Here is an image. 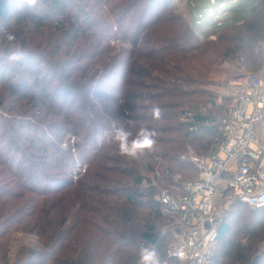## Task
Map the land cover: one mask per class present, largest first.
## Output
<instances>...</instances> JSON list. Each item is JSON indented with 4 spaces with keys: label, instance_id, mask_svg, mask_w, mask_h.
Wrapping results in <instances>:
<instances>
[{
    "label": "trees",
    "instance_id": "16d2710c",
    "mask_svg": "<svg viewBox=\"0 0 264 264\" xmlns=\"http://www.w3.org/2000/svg\"><path fill=\"white\" fill-rule=\"evenodd\" d=\"M197 1L201 8L196 7L194 13L200 21L202 17L207 18V9L205 0ZM162 2L169 0H37L33 6H29L27 0H0V95L8 92L20 103L62 112L64 105L71 101L72 92L66 84L73 85L71 72L79 69L77 60L84 58L87 61L107 54L110 45H104L109 42V31L116 25L123 28L128 21V28H131L136 16L133 11L139 3H145L136 25L140 28L147 10ZM207 5L210 6L208 12L214 9L210 2ZM228 12L227 19L214 27L219 32L215 41L199 46L189 36L191 29H187L186 36H181L180 41L171 44L169 49L159 45L165 43L164 38L147 39L141 45L135 40L127 61L113 63L114 69L110 72H114L115 77L119 76V69L127 65L129 88L137 87L138 82L131 77H138L140 62H144L149 70L161 69L167 75L160 81L164 86H157L156 92L149 97V101L159 102L154 105L161 109L160 119H152L151 111L136 115L134 113L139 109L129 104V115L123 118L126 128L128 121L135 122L134 133L140 127L156 131L157 142L152 151L132 159L121 156L117 147L108 142L107 150L111 154H95L92 160H85L83 148L79 152L80 160L88 163L89 168L82 179L74 182L72 170L76 162L73 155L55 147L54 153L60 154L58 162L64 164V173L68 176L59 181L42 172V166L37 165L36 160H39L41 165L55 168L40 158L49 151L44 147L47 144L44 136L28 138L27 143L34 146L30 158L10 138H16L20 134L18 131L29 127L22 121L27 117L26 112H22L20 121L14 117L8 122L9 137L0 136V140L5 137L0 141V147L7 140L5 154L0 152L3 169L0 172V264H10L9 234L18 227L39 237L43 247L28 264H135L139 245L143 242L137 239L138 236H145L156 244L163 264H178L174 259H168L165 240L160 237V228L168 218L162 213L157 197L161 189L184 184L175 182V176L188 172L194 177L188 181L198 178L195 168L182 162L180 157L187 145L197 150L204 147L208 152L199 153L201 156L213 152L223 141L224 121L232 109L231 98H223V105H217L210 101L208 91L198 87L208 82L212 67L220 59L242 60L250 65L253 73L262 65L259 42L264 39L263 3L244 0ZM246 19L249 20L241 28L235 26ZM128 28L125 30L129 38ZM8 34L16 37L14 44L23 57L19 62L8 59ZM138 46L141 47L139 51ZM167 59H173L175 74H165L162 69L168 65ZM109 61L103 63V69H110ZM118 91L125 97L122 89ZM130 91L127 90V103L133 101ZM92 93L102 101L120 102L109 92L95 90ZM86 108L97 111L98 105L89 103ZM103 109L108 120L95 116L93 128L86 134L91 140H97L98 134L105 133L106 124L112 121L120 124L124 116L123 112L114 114L109 106L105 105ZM141 121L159 124L145 126L138 124ZM173 121L174 125L162 124ZM87 123H91V117L86 114L84 125ZM0 129L5 127L0 125ZM12 150L15 155H21L18 163L7 157ZM26 164H29L28 168ZM141 171H146L147 175L143 176ZM2 175L9 177L2 178ZM223 193L230 194L226 190ZM231 208L226 210L225 221L218 233V248L209 264H263L264 238L253 225L264 218V208L251 209L239 202L232 203ZM230 216L237 217L232 226L235 224L239 229L232 230ZM230 234L235 235L233 240L229 238ZM238 237L241 238L236 243ZM58 253L60 255L56 256Z\"/></svg>",
    "mask_w": 264,
    "mask_h": 264
},
{
    "label": "rangeland",
    "instance_id": "374dc122",
    "mask_svg": "<svg viewBox=\"0 0 264 264\" xmlns=\"http://www.w3.org/2000/svg\"><path fill=\"white\" fill-rule=\"evenodd\" d=\"M236 1H238V3ZM259 1L263 3L264 8V0ZM130 2L133 3V1ZM130 2L128 3V5H130ZM208 2H210L211 6L214 8L209 12L208 9L210 6L207 5ZM223 2H227L226 5L222 4ZM242 2H244V0H205L204 6L207 9V18L202 17L200 21H197L194 9H196V7L198 6L201 8V4L197 0H169V2L167 3H160L158 7H153L152 9H150V11L148 9L145 18L141 20L143 21V23L140 25V28L136 25L138 23L140 15L142 14L145 3H139V5L133 11V13H136V16L134 18L135 23L131 28H128V21L127 23H125L123 28L120 29L118 25H116L109 31L111 32L109 42L104 45V47L110 45V49L107 51V54H102L99 57H95L87 61L84 60V58L80 61L77 60L76 66L79 67V69L71 72V82H73V85L66 84L68 85L67 89L69 88V90L72 92V95L69 97L71 98V101L64 105L65 108L62 110V112H58L51 107L46 106L41 109H37V107H33V104L30 105L26 103H20L21 101H17L16 99L10 97L8 92L1 94L0 125L5 127V129H0V136L3 134V136L5 135L6 138L9 137L8 135L10 134V131L9 127L7 126L8 122L14 117L15 119H17V121H20L18 120L20 115H22V112H26L27 117L23 118L22 121H25V124H28L29 127H25L24 129H22V131H18L20 134H18L16 138H10L12 140H15V142L19 144V146H21V150L25 152V156H27V158H30L28 156L29 154H31V152L34 151V146H31L30 143H27L28 138L44 136L47 143L46 145H44V147H48L49 151L46 150L44 156L40 158H42V162L47 161L48 164L55 166V168L45 167L41 165L42 163H40L39 160H36V162H38L37 165H39V167L42 166L40 168L42 172H44L45 174H49L52 177H57L59 181L68 178V176L64 173V164L58 162L60 154L57 155L54 153L55 147H59L58 149L64 152H70L73 155L76 164L84 163L80 160L79 156V152L83 148H85V160H92L95 154H100V156H103V154H111V152L107 150V144L109 142L107 136H105V140L103 143L98 144L97 140H91L88 138V135H86L93 128L91 127V125L93 124L95 116H99L108 120L107 116L104 114L105 110L103 108L105 105L109 106V110L114 114H117V112L124 113V116L121 115L123 117H121V120L119 121L120 124L123 125V118H127V116L129 115L127 104L139 109L134 114L142 115L147 111L148 114H150L149 109H151L152 105L159 103L158 101H149V97L154 92H156L157 86H159V88L164 86V84L160 81H163L167 75H164L163 72L160 71L161 69L149 70L147 69V65L144 62H140L138 64V77H131V80H135L138 82L136 88H129L127 86V65L122 66L119 69L120 73L117 77L112 75V73L114 72H110V70L114 69L113 63L119 64L121 63L120 61H127V56L131 55L133 51V42H135V40H138L139 45H141L142 41L144 40H153L155 37H159L160 39L164 38L165 40V43L159 44L161 48L169 49L171 44L176 45L180 41L181 36H186L188 31L187 29H191L189 36L193 39L194 43L199 46L204 45L205 43L210 41H215L219 32L214 27L218 26L219 23L227 19L229 13L228 9L237 6ZM248 20L249 19L238 22L235 24V26L241 28ZM195 24H198L196 25L197 27L194 26ZM125 28H128L129 38L127 36V31L125 30ZM261 42L262 41L259 42V47H261ZM140 48L141 47L138 46L137 50L139 51ZM134 54H137V52L135 51ZM129 58L132 57L130 56ZM98 60L100 61L98 62ZM108 61L111 63V66L110 69L105 70L103 69V63L105 62L106 64ZM167 62L169 66L165 65L162 68L165 74H175L176 67L173 59H167ZM81 69H85V71L82 72ZM253 72L254 71L250 69V65L243 62L242 60L220 59L216 63V65L212 67V72L209 75L208 82L204 86H199L198 88L209 92V94L211 95V102L213 101L217 105H223V98H226L225 94H227V87L233 82L238 81L240 80V78L246 77ZM106 74H110L109 77H105ZM146 74H149L150 77H144ZM50 88L53 89V84L50 85ZM67 89H65L66 92ZM119 89H122L125 92V97L118 94L120 93V91L116 92ZM93 90L104 93L109 92L115 95L117 97V100L119 99L120 102L112 103L107 102V100L102 101L92 93L94 92ZM127 90H131L130 92L133 98V101H131L130 103H127ZM89 103L97 104L98 110L94 111L92 109H87L86 107H88ZM86 114L90 115L91 123H87V125H84ZM182 120L184 122V119ZM116 124H118L117 121H112L106 124L107 127L105 128L104 134L109 132L111 128ZM138 124L145 126H155L159 123L141 121ZM162 124L174 125V121L173 123L171 122ZM167 136L171 137L175 135ZM5 137H2V139H4ZM2 139L0 141H3ZM216 142L217 140L214 141V143ZM6 144L7 140H4L0 147V152L2 154H5V151L7 150ZM187 146L193 147L190 145ZM186 147L185 151L187 150ZM195 150L197 154L208 152L204 147H199L198 150ZM12 154L15 155L13 150ZM12 154L7 156L9 161L15 159V162L18 163V161L21 160V155L14 156ZM26 166L28 168L29 164H26ZM2 170V167H0V172ZM141 174L143 176L147 175L146 171H141ZM8 177V175H2V178ZM193 178L194 177L191 173L186 172L184 173V175L181 174L179 176H175L174 180L175 182L182 184ZM1 186H3V183ZM162 186L165 185L162 184ZM165 189L168 188L161 189V191ZM223 191L224 187L221 189L219 204L225 210L229 211L232 209L231 203L226 201L227 196L225 195V193H223ZM237 217L240 218L239 215H237ZM237 217L230 216L229 218L232 230L240 228L239 226L235 227V224L232 226L234 220ZM168 223L169 221L167 220L162 224L160 228V237L165 240L164 249L166 252L169 250L172 244V238L166 230V228L168 227ZM253 226L256 229V232H259L264 238V218L256 221ZM9 236L10 262L14 254L13 249L16 244H24L19 246L17 254L18 258L22 261H29L28 259L32 256L33 251L38 252L43 249L39 237L27 234L22 227H18L17 229L12 231ZM229 238L233 240L235 238V235L230 234ZM240 238L241 237L235 239V242H239ZM58 255L60 254L58 253L56 256Z\"/></svg>",
    "mask_w": 264,
    "mask_h": 264
},
{
    "label": "built area",
    "instance_id": "2783aa9c",
    "mask_svg": "<svg viewBox=\"0 0 264 264\" xmlns=\"http://www.w3.org/2000/svg\"><path fill=\"white\" fill-rule=\"evenodd\" d=\"M260 46L261 68L226 89L232 109L224 121L223 141L208 155L201 156L188 147L180 157L195 168L198 178L162 190L157 197L172 238L167 256L178 264H209L214 256L226 217L219 204L223 187L230 193L226 198L229 203L264 208V39ZM88 168L87 163H77L73 180L85 176ZM20 245L24 244L14 246L10 264H24L17 255Z\"/></svg>",
    "mask_w": 264,
    "mask_h": 264
},
{
    "label": "clouds",
    "instance_id": "9594fccd",
    "mask_svg": "<svg viewBox=\"0 0 264 264\" xmlns=\"http://www.w3.org/2000/svg\"><path fill=\"white\" fill-rule=\"evenodd\" d=\"M37 0H27L29 6H33ZM16 37L13 34H8L6 40L9 43V56L10 62H19L23 59L19 47L14 44ZM152 119L157 120L161 118V109L159 106L153 105L150 109ZM129 127H124L122 124L114 125L106 134H98L96 139L97 143L101 144L107 136L108 141L117 147L121 156L128 158H138L139 156L152 151L156 144V131L148 127H140L133 132L135 128L134 121H128ZM143 231V230H142ZM137 239L143 241L139 245L138 259L135 264H163L160 251L156 244L147 239L145 236H138Z\"/></svg>",
    "mask_w": 264,
    "mask_h": 264
},
{
    "label": "water",
    "instance_id": "95a60500",
    "mask_svg": "<svg viewBox=\"0 0 264 264\" xmlns=\"http://www.w3.org/2000/svg\"><path fill=\"white\" fill-rule=\"evenodd\" d=\"M39 252H40V251H38V252L33 251L32 256L28 259L29 261H24V264H27V262H28V263H31V262L35 259V256H36Z\"/></svg>",
    "mask_w": 264,
    "mask_h": 264
}]
</instances>
